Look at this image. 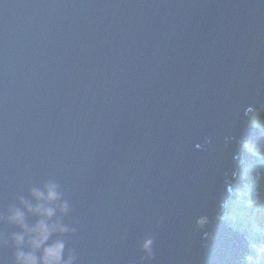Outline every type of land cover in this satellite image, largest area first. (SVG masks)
Returning a JSON list of instances; mask_svg holds the SVG:
<instances>
[{"label":"water","instance_id":"obj_1","mask_svg":"<svg viewBox=\"0 0 264 264\" xmlns=\"http://www.w3.org/2000/svg\"><path fill=\"white\" fill-rule=\"evenodd\" d=\"M249 106L264 0H0V264L39 257L10 217L31 229L48 182L73 264H241L251 233L221 211Z\"/></svg>","mask_w":264,"mask_h":264},{"label":"clouds","instance_id":"obj_2","mask_svg":"<svg viewBox=\"0 0 264 264\" xmlns=\"http://www.w3.org/2000/svg\"><path fill=\"white\" fill-rule=\"evenodd\" d=\"M245 114L248 115L246 124L249 126V128L252 126L264 130V106L259 108H253L252 106H249L246 108ZM248 139L249 137L243 139L240 142V146L245 152L246 159L240 164L232 181L229 182L233 183L237 189H239L241 183H243V187L247 189L249 194L255 197L264 198V166L254 169V177L250 174H245L242 180L235 179L239 170L244 167L243 165L248 163L247 154L264 159V137L258 139L255 144ZM244 181H254V184ZM233 191L234 186L233 189L230 190L231 197L228 200V204L222 208L221 216L224 214V211L229 209V203L234 205L240 203V201L237 199V196L244 195L243 192H238L237 195H232ZM31 195L37 201V204L34 207L24 200H21V203L23 204L25 210L40 218L37 220L36 224L31 229L25 228L24 212L20 210H15L10 219L11 221L17 223L25 232L31 235V239L28 241V243L33 250H38L40 255L37 257L34 252H24L18 250L14 256V264H73V256L71 254H69L66 260L63 258L65 245L62 240H55L52 243H49L50 238L55 233L59 232L62 234L67 231V229L61 226L59 222L53 224L48 223V221L51 220V218L56 214L57 210H59L61 214H65L68 211V204L62 201V194L58 191V185L54 182H48L45 184L43 191L33 189L31 191ZM255 202L256 201L254 199L250 198L249 203ZM206 222V218H200L198 221L200 225H203ZM237 228L241 229L243 227L240 226ZM242 230L250 233V230H253V228L250 227L247 228V230ZM14 240L16 245L20 246L24 241V236L17 235L14 237ZM151 246V239H146L142 245V251L146 254V258L149 260L152 258ZM244 254L241 255V259L243 258ZM247 259L251 260L252 258L248 257ZM253 264H255V262H253Z\"/></svg>","mask_w":264,"mask_h":264},{"label":"rangeland","instance_id":"obj_3","mask_svg":"<svg viewBox=\"0 0 264 264\" xmlns=\"http://www.w3.org/2000/svg\"><path fill=\"white\" fill-rule=\"evenodd\" d=\"M250 128L253 130V132H255V135L253 134L254 136H250L248 140L252 141L255 144L258 139L264 137V130L252 126H250ZM247 155L248 163L243 165L244 167L239 170L237 177L235 178L236 180H242L245 174H250L254 177V169L264 166V159H261L257 156H250L249 154ZM244 182L254 184V181ZM230 184L234 186L232 195H237L238 192L244 193V195L242 196H237V199L238 201H240V203L239 207L235 206V210L239 209L238 211H240V213H238L240 221L236 213L233 212L230 214L231 209H227L226 211H224L221 219L224 221H226V219H231L233 222H235L236 227L241 226L243 228H253V230H250L252 236L250 239L251 242L248 248H246L245 254L241 259V264H253V262H255V264H264V198L255 197L249 194L247 189L243 187V183H241L239 189H237V187L233 183ZM252 197H255V203H249V200ZM244 212H246L247 215H244ZM259 214H263L262 217H260ZM206 221L207 222L203 225L209 224L208 220ZM208 238H212V236L208 234ZM248 257H251L252 259L249 260L247 259Z\"/></svg>","mask_w":264,"mask_h":264},{"label":"trees","instance_id":"obj_4","mask_svg":"<svg viewBox=\"0 0 264 264\" xmlns=\"http://www.w3.org/2000/svg\"><path fill=\"white\" fill-rule=\"evenodd\" d=\"M252 199L255 200V197H252ZM235 206L239 207V203H238V204H235V205L232 204V203H229V209H231L230 214L234 212V213H236V214L238 215V218H239V214H238V213H240V211H238L239 209H238V210H235ZM240 208H241V206H240ZM244 213H245L244 215H247L246 212H244ZM249 215H250V213H249ZM262 215H263V214H259L260 217H262ZM239 221H240V218H239ZM241 222H242V221H241ZM241 222H240V223H241ZM241 229H246V230H247V228H241Z\"/></svg>","mask_w":264,"mask_h":264}]
</instances>
